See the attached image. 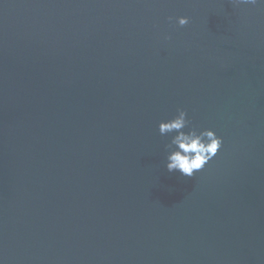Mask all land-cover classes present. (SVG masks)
<instances>
[{"label": "water", "instance_id": "obj_1", "mask_svg": "<svg viewBox=\"0 0 264 264\" xmlns=\"http://www.w3.org/2000/svg\"><path fill=\"white\" fill-rule=\"evenodd\" d=\"M0 264H264V3L0 0Z\"/></svg>", "mask_w": 264, "mask_h": 264}, {"label": "clouds", "instance_id": "obj_2", "mask_svg": "<svg viewBox=\"0 0 264 264\" xmlns=\"http://www.w3.org/2000/svg\"><path fill=\"white\" fill-rule=\"evenodd\" d=\"M236 4H256L258 0H234ZM264 3V0H259ZM173 18L169 17L171 21ZM175 22L184 26L189 22L187 16H178ZM165 39H170L166 36ZM187 112L178 108L176 114L167 120H161L158 125L159 133L171 134L166 148V168L169 172L179 171L182 175L191 177L202 170L204 166L218 153L222 145V137L211 128L198 130L188 127ZM185 128H188L185 131Z\"/></svg>", "mask_w": 264, "mask_h": 264}]
</instances>
